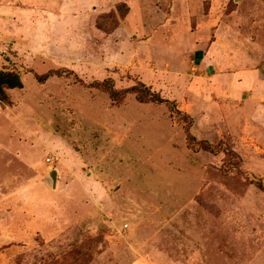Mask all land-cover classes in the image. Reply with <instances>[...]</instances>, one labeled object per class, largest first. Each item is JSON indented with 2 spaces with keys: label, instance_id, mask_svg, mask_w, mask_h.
I'll list each match as a JSON object with an SVG mask.
<instances>
[{
  "label": "rangeland",
  "instance_id": "374dc122",
  "mask_svg": "<svg viewBox=\"0 0 264 264\" xmlns=\"http://www.w3.org/2000/svg\"><path fill=\"white\" fill-rule=\"evenodd\" d=\"M258 68L264 0H0V72L23 81L0 103V264H264ZM107 78L240 163L167 105L89 86Z\"/></svg>",
  "mask_w": 264,
  "mask_h": 264
},
{
  "label": "trees",
  "instance_id": "16d2710c",
  "mask_svg": "<svg viewBox=\"0 0 264 264\" xmlns=\"http://www.w3.org/2000/svg\"><path fill=\"white\" fill-rule=\"evenodd\" d=\"M73 71L65 68L49 70L43 74H37L36 78L40 83H45L49 78L53 76H63L72 74ZM81 82L82 79H80ZM90 87H95L106 92L113 101H120L130 93H135L136 98L140 102L153 103L159 105H167L172 117L178 122L182 123L185 130L189 134L188 141L190 146L197 149H203L212 153H225L227 158L228 170L233 168V164H238L241 161V157L235 151L223 145V143L212 144L208 140H198L195 136L190 134L191 126L194 123V117L190 113L184 112L177 107L175 101L170 100L161 94L154 92L144 83L133 85L126 89H118L115 85V81L111 78L104 80H94L89 82ZM23 87V81L19 73L12 71L0 72V103L11 104L12 101L8 95V89ZM234 162V163H233ZM256 186L264 191V183L262 180L254 181Z\"/></svg>",
  "mask_w": 264,
  "mask_h": 264
},
{
  "label": "crops",
  "instance_id": "0c3cea01",
  "mask_svg": "<svg viewBox=\"0 0 264 264\" xmlns=\"http://www.w3.org/2000/svg\"><path fill=\"white\" fill-rule=\"evenodd\" d=\"M219 32L223 31V26L221 25L219 27ZM220 37V36H218ZM218 40L214 41L212 44L209 45V47L205 50V56H206V61H208L211 65H216L219 64L222 59L224 60V62L227 61V58L225 57V55H223V52L220 51V55H219V51L218 50ZM208 55V57H207ZM218 59V60H217ZM221 60V61H220ZM263 69L262 68H258L253 74L255 75L254 77V81H253V86L256 87L257 91L259 92V94L261 95V100L258 102L260 103V110L261 107L264 110V76H263ZM261 112V111H259Z\"/></svg>",
  "mask_w": 264,
  "mask_h": 264
},
{
  "label": "water",
  "instance_id": "95a60500",
  "mask_svg": "<svg viewBox=\"0 0 264 264\" xmlns=\"http://www.w3.org/2000/svg\"><path fill=\"white\" fill-rule=\"evenodd\" d=\"M48 179H49L52 187L56 188L57 179H58V171H57V169H51V171H49Z\"/></svg>",
  "mask_w": 264,
  "mask_h": 264
}]
</instances>
